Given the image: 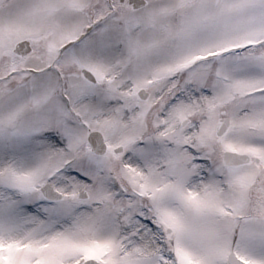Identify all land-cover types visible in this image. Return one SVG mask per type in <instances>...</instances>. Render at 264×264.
Wrapping results in <instances>:
<instances>
[{"label":"snow or ice","instance_id":"snow-or-ice-1","mask_svg":"<svg viewBox=\"0 0 264 264\" xmlns=\"http://www.w3.org/2000/svg\"><path fill=\"white\" fill-rule=\"evenodd\" d=\"M0 264H264V0H0Z\"/></svg>","mask_w":264,"mask_h":264}]
</instances>
